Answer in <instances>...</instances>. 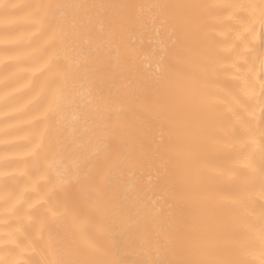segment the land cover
I'll return each instance as SVG.
<instances>
[{"label": "snow or ice", "instance_id": "snow-or-ice-1", "mask_svg": "<svg viewBox=\"0 0 264 264\" xmlns=\"http://www.w3.org/2000/svg\"><path fill=\"white\" fill-rule=\"evenodd\" d=\"M21 8L28 10L24 19L36 26L27 35L14 27L20 19L16 10ZM135 8L147 10V17L123 11ZM102 9L118 11L108 21L103 43H96V34L89 26L94 13ZM215 9L226 10L229 19H246L245 31L253 37L257 26L264 32V0L142 5H21L0 0V66L6 73L23 58L20 49L31 36L43 34L48 46L44 67L50 79L44 115L50 120L52 135L47 143L41 137L30 154L42 159L53 176L52 200L59 199L69 179L76 190L71 202L48 208L53 218H67L71 226L59 242L50 238L53 258L43 264H126L122 253L132 248H139L143 255L138 264H264V205L259 215L253 211L235 214L230 224L236 237L227 249L221 248L212 238L216 217L198 194L194 155L184 148L196 125L211 122L216 105L221 103L213 91L218 62L201 40L204 16ZM133 20L145 29L151 26L148 43L155 67L138 66L123 50L122 40ZM177 55L191 68L178 78L167 72L170 60ZM240 59L247 67L234 64L235 78L241 82L243 94L259 105L260 115L233 96L228 107L232 118L229 131L233 136L245 135L243 143L251 151L244 167L252 179L257 171L254 153L259 148L264 199V44L253 63ZM8 78L6 75V87ZM102 80L129 85L150 82L160 98V127L167 139L162 134L155 143L146 133L125 129L114 120L107 107L110 97L99 90ZM140 92V88H129L126 94L138 98ZM9 95L0 96L4 104L0 143L5 145L11 142L10 129L17 126L12 119L22 111L9 107ZM68 111H78L81 119L68 122ZM145 171L155 176L154 183L131 190L122 187V177ZM234 203L237 208H246L243 198ZM78 239L85 240L86 247H80ZM0 264L21 262L0 259Z\"/></svg>", "mask_w": 264, "mask_h": 264}, {"label": "bare ground", "instance_id": "bare-ground-1", "mask_svg": "<svg viewBox=\"0 0 264 264\" xmlns=\"http://www.w3.org/2000/svg\"><path fill=\"white\" fill-rule=\"evenodd\" d=\"M7 3L21 5L37 2L47 3H88V4H128L142 5L149 3H201V4H230L246 3L248 0H5ZM27 9L16 10L20 17L14 26L15 30L25 35L36 30V26L24 17ZM118 10L102 9L94 13V19L89 30L96 34V43H103L107 32L109 19ZM127 11L131 16L147 17L145 9L135 8ZM246 19H229L224 9L211 10V14L203 19L201 40L210 51L217 64L216 83L213 91L221 103L215 107V118L208 123L196 125L195 132L184 145L185 150L194 155V171L198 181V194L212 209L217 224L212 238L223 249H227L236 237L232 228L231 218L237 214L253 211L259 215L264 199L261 198L262 188L259 177L261 155L257 147L254 153L256 165L255 178L244 167L246 157L251 151L250 146L243 143L244 134L233 136L229 131L232 118L228 112L232 98L236 96L241 103H246L255 110L259 117V105L241 91V82L233 67L246 68L243 60L253 63V57L261 51L264 44V32L257 26L255 36L245 31ZM151 26L145 29L135 20L129 23L122 44L124 51L135 58L138 66L151 64L155 67L152 45L148 37L152 35ZM2 30V29H0ZM46 37L37 33L31 36L20 49L23 58L10 65L6 73L0 66V96L6 92L10 108L20 107L12 122L17 126L10 129V143H0V259L19 260L21 264H43L44 260L53 258L49 246L50 238L59 242L65 235L66 228L71 226L67 218H53L48 211L58 203L71 202L76 194L74 185L69 182L61 192L58 200H52L53 176L46 170L42 159L30 154L32 149L43 137L47 143L51 133L50 120L44 115L47 108V82L50 73L44 67L47 60ZM87 41V34H85ZM135 45V47H133ZM252 49L255 52L251 51ZM257 73L259 64L255 63ZM182 56L177 55L170 60L167 72L174 77H180L190 71ZM8 75L7 87L5 76ZM140 88L138 98L127 96V90ZM99 90L110 97L107 107L109 114L125 129L142 131L150 139L159 143L163 134L160 127L161 102L153 92L151 83L122 84L101 81ZM4 110L0 102V111ZM68 122L76 123L81 119L78 111H68L65 114ZM2 126V120H0ZM0 139L3 134L0 133ZM115 143H120L116 141ZM5 156L7 158L5 159ZM6 173V175H5ZM149 182H155V176L145 171L135 176H124L121 185L125 190L135 189ZM243 198L246 208H237L234 203ZM80 247H86L85 240H77ZM126 264H138L143 259L139 248H132L122 253Z\"/></svg>", "mask_w": 264, "mask_h": 264}]
</instances>
